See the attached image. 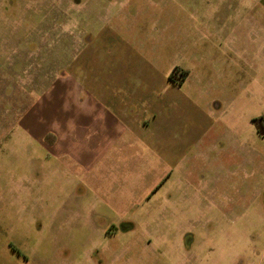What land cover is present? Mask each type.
Wrapping results in <instances>:
<instances>
[{
    "label": "rangeland",
    "instance_id": "rangeland-1",
    "mask_svg": "<svg viewBox=\"0 0 264 264\" xmlns=\"http://www.w3.org/2000/svg\"><path fill=\"white\" fill-rule=\"evenodd\" d=\"M78 61L101 90L203 95L178 123L203 120L206 143L133 141L70 179L18 119ZM262 118L264 0H0V264H264Z\"/></svg>",
    "mask_w": 264,
    "mask_h": 264
},
{
    "label": "crops",
    "instance_id": "crops-1",
    "mask_svg": "<svg viewBox=\"0 0 264 264\" xmlns=\"http://www.w3.org/2000/svg\"><path fill=\"white\" fill-rule=\"evenodd\" d=\"M229 48L238 56L237 48L232 45L225 50L229 51ZM72 66H61L60 75L51 80L41 97L18 119L30 142L37 144L47 158L52 156L53 160L61 162L70 179L76 178L75 174L90 178L99 175L102 164L114 157L117 149L132 146L133 141L145 145L151 142L157 146L169 140L176 152L179 145L196 147L206 143L207 133L210 132L203 120L198 126L188 128L178 123L180 119L182 121L180 109L184 106L196 107L194 100L203 99V95L176 92L170 96L159 93L147 89L144 85L146 76L137 79L115 75L109 81L114 84L111 89L101 90L95 76H85L87 67L82 62H76L75 69ZM184 72L176 75L179 77L176 80L173 76L170 80L169 75L163 76V80L167 85L180 88L188 79L187 71ZM134 83L136 87H132ZM181 98L183 101L187 99L188 103L182 105L178 100ZM170 109L173 116L171 129L166 135L163 130L159 132L158 124L166 115L169 116L167 112ZM127 168V165L122 167L124 175H132V170L127 171ZM180 236L182 243L180 239L176 244L182 252L179 258H194L191 252L194 239L188 238L189 234L182 237L181 233Z\"/></svg>",
    "mask_w": 264,
    "mask_h": 264
},
{
    "label": "trees",
    "instance_id": "trees-1",
    "mask_svg": "<svg viewBox=\"0 0 264 264\" xmlns=\"http://www.w3.org/2000/svg\"><path fill=\"white\" fill-rule=\"evenodd\" d=\"M181 74H185V72H181ZM172 76H173V72L169 75V79L171 80L172 79Z\"/></svg>",
    "mask_w": 264,
    "mask_h": 264
},
{
    "label": "flooded vegetation",
    "instance_id": "flooded-vegetation-1",
    "mask_svg": "<svg viewBox=\"0 0 264 264\" xmlns=\"http://www.w3.org/2000/svg\"><path fill=\"white\" fill-rule=\"evenodd\" d=\"M261 121H262V123H263V125H264V118H262V120H261Z\"/></svg>",
    "mask_w": 264,
    "mask_h": 264
}]
</instances>
